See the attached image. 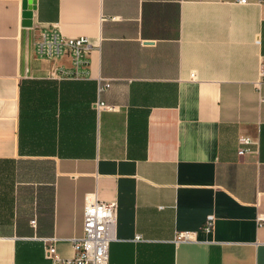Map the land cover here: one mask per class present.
I'll list each match as a JSON object with an SVG mask.
<instances>
[{"label":"crops","instance_id":"0c3cea01","mask_svg":"<svg viewBox=\"0 0 264 264\" xmlns=\"http://www.w3.org/2000/svg\"><path fill=\"white\" fill-rule=\"evenodd\" d=\"M46 30L89 40L80 75ZM87 196L108 264H264V0H0V264L73 256Z\"/></svg>","mask_w":264,"mask_h":264},{"label":"built area","instance_id":"2783aa9c","mask_svg":"<svg viewBox=\"0 0 264 264\" xmlns=\"http://www.w3.org/2000/svg\"><path fill=\"white\" fill-rule=\"evenodd\" d=\"M91 44L84 36H66L56 30L44 31L40 38L34 42V52L40 58L49 60L69 57L72 62V71L61 68L63 75H80L79 68L87 65V55ZM193 75V74H192ZM109 81L104 87H109ZM105 104L97 102L96 107ZM252 141L248 137L240 139L238 154L252 152ZM116 201H103L95 196L86 197L83 210V231L80 237H73L72 243L75 253L71 257H62L56 249L54 236L43 237L44 256L51 264H108L109 245L114 238ZM35 224V219L30 221ZM213 225V216L208 215L204 223V230H210ZM139 239V236L135 237ZM192 239L191 231H178L175 241H188Z\"/></svg>","mask_w":264,"mask_h":264},{"label":"water","instance_id":"95a60500","mask_svg":"<svg viewBox=\"0 0 264 264\" xmlns=\"http://www.w3.org/2000/svg\"><path fill=\"white\" fill-rule=\"evenodd\" d=\"M31 14L32 13H31L30 8L23 11V13H22V16L24 18L23 25H29L30 24V23H28L29 22L28 20H30Z\"/></svg>","mask_w":264,"mask_h":264}]
</instances>
